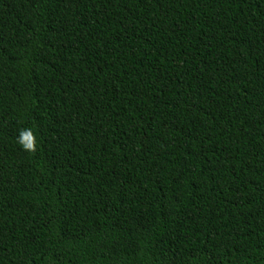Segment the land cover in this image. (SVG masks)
<instances>
[{
	"label": "trees",
	"instance_id": "1",
	"mask_svg": "<svg viewBox=\"0 0 264 264\" xmlns=\"http://www.w3.org/2000/svg\"><path fill=\"white\" fill-rule=\"evenodd\" d=\"M0 264H264V0H0Z\"/></svg>",
	"mask_w": 264,
	"mask_h": 264
},
{
	"label": "clouds",
	"instance_id": "2",
	"mask_svg": "<svg viewBox=\"0 0 264 264\" xmlns=\"http://www.w3.org/2000/svg\"><path fill=\"white\" fill-rule=\"evenodd\" d=\"M17 143L21 146L22 150L35 154L37 152V137L35 133L29 129H22L17 137Z\"/></svg>",
	"mask_w": 264,
	"mask_h": 264
}]
</instances>
